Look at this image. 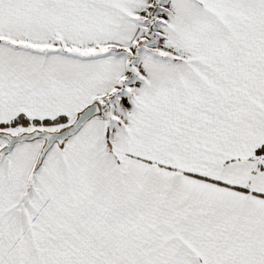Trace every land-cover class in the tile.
<instances>
[{
  "label": "snow or ice",
  "instance_id": "1",
  "mask_svg": "<svg viewBox=\"0 0 264 264\" xmlns=\"http://www.w3.org/2000/svg\"><path fill=\"white\" fill-rule=\"evenodd\" d=\"M0 264H264V0H0Z\"/></svg>",
  "mask_w": 264,
  "mask_h": 264
}]
</instances>
